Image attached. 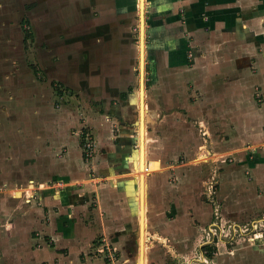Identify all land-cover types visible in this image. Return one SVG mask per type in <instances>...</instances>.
Listing matches in <instances>:
<instances>
[{"label": "crops", "instance_id": "1", "mask_svg": "<svg viewBox=\"0 0 264 264\" xmlns=\"http://www.w3.org/2000/svg\"><path fill=\"white\" fill-rule=\"evenodd\" d=\"M110 4L111 0H105L102 7L97 5L100 11L113 7L121 14L125 7L135 6L132 0ZM27 8L28 0H0V191L4 192L0 195V264L32 260L35 264H108L105 258L111 250L99 261L88 253L98 249L92 242L95 236L116 235L119 244L126 238L123 225L128 204L116 196L119 192L110 190L118 182L125 184L126 178L134 180L133 186H125L126 192H134L138 238L135 167L123 165V154L131 151L133 138L128 128L112 134L109 114L103 111L104 105L92 106L93 98L81 110L83 120L76 112L69 113V104H56L53 80L69 87L75 79L89 78L79 93L85 95L109 71L103 66V72L92 71L90 29L58 37L62 56H45L46 63L45 57L30 56L21 24H17ZM145 8L143 63L146 58L150 80H154L151 84L156 83L167 109L176 95L179 102L174 108L195 116L201 134L192 158L199 161L201 170L210 168L218 181L210 219L216 215L239 224L243 220L238 219L264 208V0H144ZM95 23L101 26L107 20ZM106 28L110 32L107 24ZM75 36L85 39L75 43ZM116 48L118 53L129 49L123 42ZM37 61L45 76L31 70ZM112 63L124 61L115 57ZM144 70L145 66L143 80ZM129 90H117L119 98ZM102 91L105 94L106 87ZM116 110L111 106V111ZM81 127L91 130L95 138L88 158L82 151ZM139 139L137 133V154ZM142 142L145 154L144 133ZM91 197L96 203H90ZM250 221L254 226L264 224V213ZM255 231L257 238L263 236L261 229ZM256 248L245 247L242 252L257 253ZM217 253L209 252L195 264L204 260L209 264L208 258L213 261ZM258 254V264H264L263 249Z\"/></svg>", "mask_w": 264, "mask_h": 264}, {"label": "rangeland", "instance_id": "2", "mask_svg": "<svg viewBox=\"0 0 264 264\" xmlns=\"http://www.w3.org/2000/svg\"><path fill=\"white\" fill-rule=\"evenodd\" d=\"M104 2L105 0H28L27 13L22 18L18 17L17 24H21L22 32L25 34L29 55L36 60L45 56H62L63 50L60 46H63V43L57 40L62 34L72 37L73 32L78 35V32L82 33L90 29L89 32L92 34L87 37L88 41L92 42L89 44H93L90 48L92 50L90 61H93L94 64L91 67L92 71L103 72L101 67L103 66L106 72H109L105 77L97 79L96 83L91 85L94 89L91 92H86L85 95L79 93L86 87L83 86L84 83L88 85L89 78L85 81L75 79L72 82L71 80L72 84L69 87L64 84L65 82L62 83L63 81L53 80L52 85L54 91L57 92L54 95V100L56 104H69V113L76 112L80 120H83L81 110L87 107L91 98L96 100L92 101V106L104 105L103 111L107 115L109 114L108 122H110L108 124L111 133L115 134L123 128H128V132L131 133L133 146L131 151L124 152L123 165L133 170L136 167L135 155L137 154L136 122L138 119L140 65L138 59L140 20L137 0H132L135 6L131 9L125 7L123 14L120 10L114 11L113 7L100 11L97 4L102 7ZM111 2L113 5L114 0ZM87 5L95 9L90 11ZM144 10L146 8L143 9V12ZM101 19L107 20V23L101 26L94 25ZM146 23L144 15V32ZM106 24L110 27V32L109 28H106ZM79 39L83 40L85 37L75 36L72 40L75 43H80L77 42ZM119 41H122L125 46L128 44L129 49L126 48L118 53L120 49L118 50L116 46L122 43ZM88 52H85L84 55H87ZM76 53L80 54L77 49ZM115 57L120 61L123 60L124 63L114 66L112 59ZM44 60L46 63L48 59L45 57ZM38 62L35 65L31 63L33 65H31V70L37 74L42 72V67ZM144 66L146 163L144 264H189V262L195 264L198 262V258L203 259L209 252H219L217 253L219 257L216 258L215 254L213 261L208 258L209 264H229L227 259H224L226 257L230 258V263L258 264L260 261L259 249L264 251V224L254 226L255 222L250 220L255 216L262 215L264 208H257V212L251 217L238 219L243 221H236L239 224H235V231H233L231 219H225V217L222 219L218 215L216 218V213L215 217L212 216L213 218L210 219L211 206L217 196L218 181L217 177L215 180L213 179L214 176L210 168L207 169L205 166L204 170H201L197 164L199 161L192 158L198 148L197 135L201 134L195 126V116L189 117V115H185L186 112L182 114L181 110L178 111L174 108L178 106L179 102L175 99L176 95H173L172 107L167 109L164 102H161L162 94H159L155 89L156 83L151 84L154 80H150L146 58ZM117 70H120L122 75H119ZM120 76L122 77L120 78ZM105 87L106 92L104 93L107 95L102 93V88ZM127 88H130L129 92L124 98L120 96L122 98L120 99L117 90H127ZM104 99L107 100L106 104L103 103ZM111 106H115L117 110L111 111ZM81 129L83 131L81 140L84 135L90 134L94 149L95 138L91 130L86 127H81ZM133 181V178H126L123 181L125 184L121 181L110 189L115 193L119 192L116 193V196L123 197L128 204L129 215L125 214V224L123 225L126 238L122 237V243L119 244L117 241L119 238L116 235V240L113 235L107 237L103 234L104 239L101 235L95 236L92 242L98 249L88 255L96 260L105 257V251L111 250V255H107L109 257L105 258H109L108 264H137L138 249L135 240V238L137 239V220L134 211L135 202L132 199L134 192H126L125 186H133ZM32 193L30 191L31 195ZM3 194L4 192L0 191V195ZM91 200L90 203L93 204L94 198L91 197ZM222 210L223 212L221 209L220 212L225 215L224 208ZM202 211L205 212V217H202ZM256 229L262 230V237H255L258 235ZM259 238L261 242L257 243ZM208 245L212 247L203 248ZM245 247L259 249L256 248L257 253L242 252ZM229 249L232 250L230 255L228 254ZM34 262L33 260L28 261V264H35ZM202 263L207 264L205 260Z\"/></svg>", "mask_w": 264, "mask_h": 264}, {"label": "bare ground", "instance_id": "3", "mask_svg": "<svg viewBox=\"0 0 264 264\" xmlns=\"http://www.w3.org/2000/svg\"><path fill=\"white\" fill-rule=\"evenodd\" d=\"M137 6L139 7V17H141V19L143 18V9H144V0H137ZM140 19V20H141ZM140 23V29H139V33L141 32V29L143 28V22L141 23V21H139ZM139 49L141 48L140 46V39H139ZM140 58V56H139ZM140 60V59H139ZM140 64V62H139ZM138 105L139 102H138ZM145 105V104H144ZM144 105H142V118L144 117ZM140 106L138 107V121H137V129H138V133H139V138L140 135L142 134V138H143V133H144V126L143 123H140L139 121V112L140 111ZM146 110V109H145ZM141 117V116H140ZM141 124V125H140ZM140 149L139 152L137 154V164L136 167L134 169V176L136 178V188H135V199L138 205V219H139V214L142 215V222H140L142 224V234L139 235V230H138V238L137 240V249H138V253H137V264H139V248L142 249L143 253H142V262L141 264H144V240H145V198H146V179H145V154H144V147H143V142H140L139 145ZM205 159V158H204ZM147 171V170H146ZM141 220V217H140ZM139 229V227H138ZM141 260V259H140Z\"/></svg>", "mask_w": 264, "mask_h": 264}, {"label": "water", "instance_id": "4", "mask_svg": "<svg viewBox=\"0 0 264 264\" xmlns=\"http://www.w3.org/2000/svg\"><path fill=\"white\" fill-rule=\"evenodd\" d=\"M141 19V17H140ZM141 23L143 22V18L140 20ZM140 83H139V106H140V111L141 113L139 112V121L140 123H143V118H142V105H143V78H142V74H143V66H144V61H143V28L141 29V32H140ZM141 116V117H140ZM141 125V124H140ZM140 142L143 140L142 138V134L140 135ZM141 217V220L140 222H142V215H140ZM142 234V224L140 223L139 224V235ZM142 249L139 248V264H141L142 262ZM141 259V260H140Z\"/></svg>", "mask_w": 264, "mask_h": 264}, {"label": "built area", "instance_id": "5", "mask_svg": "<svg viewBox=\"0 0 264 264\" xmlns=\"http://www.w3.org/2000/svg\"><path fill=\"white\" fill-rule=\"evenodd\" d=\"M82 149H83V155L88 158L92 155V152H93V139L90 137V134H86L83 136L82 138ZM233 225V231L236 230V226L235 224H232ZM245 229H247L245 227ZM240 230L244 231V229H241ZM239 234H242L241 232H238ZM256 237V236H255Z\"/></svg>", "mask_w": 264, "mask_h": 264}, {"label": "trees", "instance_id": "6", "mask_svg": "<svg viewBox=\"0 0 264 264\" xmlns=\"http://www.w3.org/2000/svg\"><path fill=\"white\" fill-rule=\"evenodd\" d=\"M125 96V94L123 95V97Z\"/></svg>", "mask_w": 264, "mask_h": 264}]
</instances>
